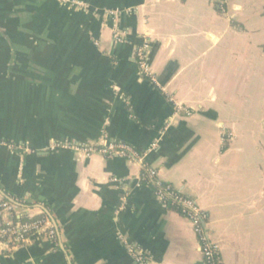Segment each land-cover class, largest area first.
<instances>
[{
    "label": "crops",
    "instance_id": "1",
    "mask_svg": "<svg viewBox=\"0 0 264 264\" xmlns=\"http://www.w3.org/2000/svg\"><path fill=\"white\" fill-rule=\"evenodd\" d=\"M76 1L0 0V196L45 221L0 264H142L125 241L204 264L139 163L58 146L115 141L207 214L221 264H264V0Z\"/></svg>",
    "mask_w": 264,
    "mask_h": 264
},
{
    "label": "built area",
    "instance_id": "2",
    "mask_svg": "<svg viewBox=\"0 0 264 264\" xmlns=\"http://www.w3.org/2000/svg\"><path fill=\"white\" fill-rule=\"evenodd\" d=\"M64 4L70 6H79L80 3L76 0H61ZM228 0H215L216 8L220 12H225L226 3ZM114 40L123 41L125 36L119 33L117 30L114 31ZM147 43H142L136 50V63L140 72L148 77H151L149 67L147 64ZM223 146L230 139V136L224 131H221ZM61 148H72L80 151L84 154H96L104 157L118 156L131 161L139 163L142 167L140 174V180L145 182L150 180L155 185L153 190L156 198L165 206L168 205L170 200V206L178 205L181 207L182 216L186 217L193 225L199 250L203 259L204 264H214V256L218 253L216 246L213 245L208 236L206 221L207 214L199 210L192 198L184 196L171 188L169 185L163 184L157 176L156 170L146 162L145 154L138 152L132 146L123 142H110L108 144L99 145L90 143L84 146H68L58 145ZM57 146V147H58ZM51 148H54L53 146ZM16 204L4 200L0 196V247L10 248L12 245H18L22 243L28 234L33 231L39 230L43 224V219H21L17 221L15 217ZM126 250L134 256V258L142 264H148L146 256L140 252L138 248L130 245L126 241L124 242Z\"/></svg>",
    "mask_w": 264,
    "mask_h": 264
},
{
    "label": "trees",
    "instance_id": "3",
    "mask_svg": "<svg viewBox=\"0 0 264 264\" xmlns=\"http://www.w3.org/2000/svg\"><path fill=\"white\" fill-rule=\"evenodd\" d=\"M145 183L149 184L152 187L153 190L155 189V185L150 180H146ZM4 200L7 201V199H4ZM21 203L23 205H28V203H25V202H22V201H21ZM168 205H169L168 206L169 208H171V209L175 210L176 212H178L179 214L183 215L182 212H181V207L180 206H178L176 204L173 205V206L172 205L170 206V200L168 201ZM31 218L32 219H39V217H31ZM23 219H27V217H24ZM214 264H221L220 257H219L218 253L214 256Z\"/></svg>",
    "mask_w": 264,
    "mask_h": 264
}]
</instances>
